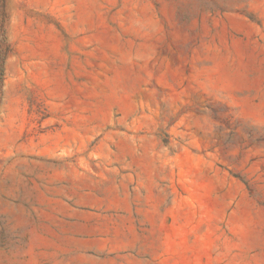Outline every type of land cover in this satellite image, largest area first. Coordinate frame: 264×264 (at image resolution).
Wrapping results in <instances>:
<instances>
[{
    "label": "rangeland",
    "instance_id": "rangeland-1",
    "mask_svg": "<svg viewBox=\"0 0 264 264\" xmlns=\"http://www.w3.org/2000/svg\"><path fill=\"white\" fill-rule=\"evenodd\" d=\"M0 264H264V0H0Z\"/></svg>",
    "mask_w": 264,
    "mask_h": 264
}]
</instances>
